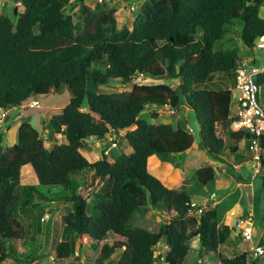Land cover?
Returning <instances> with one entry per match:
<instances>
[{
    "label": "trees",
    "instance_id": "16d2710c",
    "mask_svg": "<svg viewBox=\"0 0 264 264\" xmlns=\"http://www.w3.org/2000/svg\"><path fill=\"white\" fill-rule=\"evenodd\" d=\"M14 1L23 6L17 23L0 16V112L26 109L33 98L64 89L70 93V102L50 121L49 139L55 141L61 135L66 140L53 149L45 146L33 123L22 125L18 142L11 148L5 146L10 119L0 128V264L9 259L16 264L45 259V255L18 253L14 243L35 241L38 236L49 239L50 227L44 230L43 224L52 207L48 202L72 205L62 219L58 264H67L77 252L69 233L75 234L81 248L87 239L88 245L100 249L95 264H156L155 248L164 240L169 248L166 264H183L196 237L205 251L218 252L234 231L221 225L219 209L197 216L185 182L169 189L157 178L165 169L157 166V177L149 171L153 157L178 156L194 148L195 136L185 124H153L142 115L150 107L177 110L190 97L203 148L210 156H225L227 145L219 130L248 142L249 135L230 130L233 91L197 89V85L216 74L235 79L244 55L238 49L216 50V44L230 27L241 25L244 45L253 48L264 33L260 17L264 0H170L171 7L155 16L139 15L133 36L123 42L110 40L119 30L115 10L101 13L86 6V0ZM120 83L132 85L133 91L101 90ZM258 84L264 87V74ZM156 110L152 113L155 120L159 118ZM135 126L125 135L132 154L105 155L103 151L95 163L82 154L92 137H117ZM260 142L264 188V135ZM27 165L35 171L38 186L21 184ZM83 171H88L91 180L71 178ZM195 178L196 188L203 190L215 184L216 170L202 167ZM96 182L103 184L90 206L79 190L85 192ZM58 187L63 191L50 192ZM43 189L49 190L47 194ZM151 210H161L170 223L159 232L133 226L137 214ZM221 259L222 264H249L247 252Z\"/></svg>",
    "mask_w": 264,
    "mask_h": 264
},
{
    "label": "rangeland",
    "instance_id": "374dc122",
    "mask_svg": "<svg viewBox=\"0 0 264 264\" xmlns=\"http://www.w3.org/2000/svg\"><path fill=\"white\" fill-rule=\"evenodd\" d=\"M85 5L93 10L100 11L101 13H106L111 10H115L117 22H118V33L111 36L110 40L111 42H123L125 40H128L131 38L134 34L133 25L135 20L139 15H149V16H155L159 14L162 10L166 8L171 7L170 0H138L137 2L128 3L124 1L119 0H86ZM16 3L14 0H0V16L6 15L12 19V21L16 24L17 23V13H16ZM20 11H23V8H20ZM79 15V10H76V13L74 14V18L77 21ZM260 17L264 19V6L260 10ZM241 25L230 27L225 35V38L223 41H220L218 44H216V50H230V49H238L243 57H246V53L248 56H252L253 53H251L247 48L245 47L243 40L241 38ZM261 51H257L255 53L256 56L261 55ZM138 81H142V83H146V80H143L144 78L142 76H136ZM235 79L233 76L229 77L223 74H216V76L209 80L205 84L197 85V89H208V90H221V89H231L234 93V81ZM134 87L132 85H113L110 87H101V90L105 93H116V92H131L133 91ZM39 100L41 103V106L38 108L33 109H13L11 112L8 113V116L10 117V120L8 122H11L13 120H17L20 123H29V120L31 119L29 116H32L33 118V124L37 127V129L41 133V138L43 139L45 146L48 149H53L55 144H61L62 142H66L65 138L61 135L56 136L58 137V140L51 141L49 139L50 137V130L52 129V126L50 125L51 119L62 113L61 109L64 108L65 105L68 102H70V93L67 89H64L63 93H53L51 96L44 97L42 99H36ZM192 103L190 97H187L183 100V104L181 107L177 110H172L170 107H164L159 108L156 113H158L159 118L153 119L152 113H154V108L150 107L142 116L145 118L148 122L153 124H160L165 123L172 126H179L181 124H185L187 129L190 127L193 132H191L195 136V149H191L186 154L178 155V156H171L173 157V161H175L176 168L180 170L181 176L179 177V182H185L186 188L188 189L192 202H197L198 204H203L204 199L201 196L202 190H198L196 188V171L199 170L202 167L205 166H216L219 170V177L222 175L220 172V167L226 168V171L224 174H229L230 176L236 178L234 174L233 167H230V162H235L234 158L235 155L231 153L229 148L227 147L225 150V156L220 157L218 159H214L212 156H210L206 150H204L202 145V140L200 136L199 131V125L197 122L196 114L194 112L193 107L190 105ZM69 104V103H68ZM52 105L58 106L57 108H50L49 111H44ZM236 105L235 101L232 104V111H234ZM42 113V115H41ZM44 117V118H43ZM44 122H48L47 124ZM182 122V123H181ZM188 125V126H187ZM136 129L135 127H132L130 129L121 131L119 134H117V137L115 135H111L109 140H113L116 138V147L111 150V146L108 147L107 153H113L115 155H121L123 153H126L128 155L131 154L130 146L127 144L125 135ZM219 133L221 137L225 140L227 144L232 143V138L230 136V133H226L219 130ZM97 140L94 138L90 139L87 146L82 149L83 155L88 159L90 163L98 162L103 157V146L98 143ZM8 141L5 139V146H8ZM90 145V147H89ZM233 146V145H232ZM158 159H154L150 163V173L157 177L156 172L154 171L157 166H161V161L168 162V157L161 158L160 156H156ZM226 160H225V159ZM160 160V161H159ZM165 169L164 173L161 174V177H157L166 187L169 189L174 188L176 185L180 184L178 183V179L175 174H173L171 171ZM256 167L254 164L247 167V169L244 171L243 177L245 179V184H247V205L244 207V214L245 218H248L249 214L252 212L253 215H251V219L253 222H251L249 225L253 228L254 235H253V242L250 244V246L247 248V244L243 241L241 233L235 234L233 232L232 236L228 240V242L219 249L218 252H207L205 251L200 243V239L198 237L193 238L190 241V253L183 264H222V257L225 258H232L236 255L243 254L247 252L250 247L258 246V245H264V188H263V181L261 177L252 179L254 173H255ZM24 180L29 179V173L25 172L23 175ZM224 177V175H222ZM33 177H36L35 174H33ZM22 178V177H21ZM72 179L78 180V181H85V180H91V175L88 173V171H83L81 175H78L77 173L71 175ZM221 178V177H220ZM242 179V178H241ZM240 179V180H241ZM22 180V179H21ZM23 180V181H24ZM22 182V181H21ZM166 184H165V183ZM26 183V182H24ZM178 183V184H177ZM252 183V186H249V184ZM90 184V183H89ZM103 182L98 184V182L94 184H90L89 189L85 192H81L79 190V193L82 194L85 198H87L88 202L90 203V206L93 205V195L96 190L100 189L102 187ZM24 185V184H22ZM169 185V186H167ZM214 190L218 196V199L221 198V193L219 188L213 187V185L209 186V191L207 192V197L211 193V191ZM44 192L49 191L44 190ZM57 191H63V188L58 187L51 189L50 192H57ZM66 193H70V190L65 191ZM93 193L92 195H90ZM205 194V193H204ZM206 197V198H207ZM207 203V202H206ZM234 200L228 199L227 203L225 202L222 204L221 207L233 205ZM214 204V203H213ZM212 203L205 205L206 211L209 209L216 208L217 206H214ZM71 203H61L58 207H53V211L49 212L50 216H45V221L43 222L45 229L47 230V227H50V233L51 236L49 237L48 244H44L41 242V236H38V238L28 241H22V242H16L14 243V247H16V250L18 253H24V255H45V256H51L54 251H56L57 246L62 242L63 240V231H64V224H63V216L70 212L71 210ZM219 209V207H217ZM51 209V208H50ZM49 209V210H50ZM221 212V225H228L230 226V219L228 216V213H226L227 208L225 209H219ZM223 210V211H221ZM223 213V214H222ZM170 218L165 215L161 210L155 211L151 210L148 212H145L143 214H137L135 217V220L133 222V226L145 228L151 232H159L160 227L165 223H170ZM234 229V228H233ZM235 230V229H234ZM70 234V241H74L76 243L77 252H81V258H77V254H75L72 259L69 260L68 264H95L97 258L100 254L99 248H94L93 246L88 245V240L86 239L84 241V247H80L77 241V237L73 233ZM109 241L113 243V237L109 238ZM6 242V247L9 246ZM169 251V248L166 244V241L159 243L155 248V255L158 256L159 254L166 256ZM79 252V254H80ZM91 254V255H90ZM48 257V258H49ZM161 257V256H160ZM42 260L35 264H50V260ZM3 264H16L13 260L9 259ZM106 264H113L112 262H106ZM156 264H166L165 261H162L160 258L158 259Z\"/></svg>",
    "mask_w": 264,
    "mask_h": 264
},
{
    "label": "built area",
    "instance_id": "2783aa9c",
    "mask_svg": "<svg viewBox=\"0 0 264 264\" xmlns=\"http://www.w3.org/2000/svg\"><path fill=\"white\" fill-rule=\"evenodd\" d=\"M247 50L253 55L248 56L249 53H246V57H243L238 63L234 88L236 94L233 95V103L235 101L236 107L234 111L231 110L232 123L230 130L233 133H246L249 135V163L255 165L254 178H257L261 175L262 147L260 138L264 135V87H260L258 84V78L264 74V33L256 39L254 47L247 48ZM257 51H261L262 54L256 56ZM39 105L38 101H33L30 107ZM7 117L8 111L0 115V125L5 123ZM188 128L190 132H193L190 127ZM112 146L116 145L113 144ZM211 198L214 199L215 194H212ZM192 206L197 209L198 216L205 211L204 207H199L194 202ZM249 224V221L239 219L235 227L241 231L243 241L252 244L254 231ZM247 253L249 254V264H264V245L250 247ZM77 256H79V253H77ZM165 257L161 254L156 256L157 259L160 258L162 261H165ZM52 261L55 262V258H52Z\"/></svg>",
    "mask_w": 264,
    "mask_h": 264
},
{
    "label": "crops",
    "instance_id": "0c3cea01",
    "mask_svg": "<svg viewBox=\"0 0 264 264\" xmlns=\"http://www.w3.org/2000/svg\"><path fill=\"white\" fill-rule=\"evenodd\" d=\"M68 103L65 104V105H62V106H65L66 107L68 105ZM57 107L58 106H56V105L49 106L44 111V113L47 112V111H49L50 108H57ZM64 108H62L61 111ZM41 115H42V113H41ZM29 117L31 118L29 120V123H33L32 116H29ZM24 124L20 123L17 120L11 121V129L9 131H7V134H6V139H7L8 143H9L7 147H10L11 148V147H13V146H15L17 144L19 130L22 127V125H24ZM57 140L58 139L56 138V141ZM62 143H64V142H62ZM55 145H57V144H55ZM226 145L229 148V150L231 151V153L233 155H235V158H234V161L235 162H230V167L231 166L233 167L234 174H235L236 178L234 179V177L230 176L229 174H224L225 171H226V168H223V167H220V172H221L222 175H224V177L221 175L220 176L221 178H220L219 177V170H218V168L216 166H213L214 169L216 170V174H217V180H216L215 184H213V187H214V189L215 188H219L220 191H222V193H221L222 196H221L220 199H218V196H217V194H216V192L214 190H212L211 193H215L216 194V199L214 200V206H217L218 205L217 207H219V209H224V211L227 208L226 213H228V216H229V219H230V224H231L229 227L234 228L235 230L233 232H235V234L237 235V234L241 233V231H237L236 230V227H235V223L239 219H244L246 221H249V223L253 222V220H252L253 218L251 219V217H250L251 215H253L252 212L249 214L248 218H245L244 217L245 216V214H244V207L247 205V197H248V195H247V191L245 189V188H247V184H245V179L243 177L244 171L247 169V167H249L252 164L249 163L250 156H249V153H248V142L245 139H242V140L232 139V143L230 145L226 143ZM86 146L87 145H85V147ZM89 147H90V145H89ZM192 149H195V148H192ZM130 150H131V154H132L133 153V149L130 148ZM82 153H83V151H82ZM184 154H186V153H184ZM167 157H168V162L161 161L160 162L161 163V166H159V167H161V169L168 168L167 170H169L173 174H175L176 177H177V179H178V183H180L181 182V181L179 182V180H180L179 177L181 176L180 170L176 168V164H175V161H173V157H171V156H167ZM155 158L158 159L155 156V157H153L151 159L150 163ZM25 172H28L30 177H29L28 180H24L23 179V176H22V180H21L22 182H21V184H24L23 186H38L39 185L38 178L37 177H33V174H35V172H34L33 168L30 165H27V166H25L22 169V175ZM35 176H36V174H35ZM252 179H254V175H253ZM24 182H26V183H24ZM209 186L210 185L204 187V189L202 190L203 192L201 193V196L203 198H205V199H204V202H203L202 205L199 204L201 206L207 205L206 202L210 198L211 193L207 197V195H208L207 192L209 191ZM249 186H252V183H250ZM231 198L234 200L233 205L228 206L229 204H227V206L221 207L222 204H224L225 202L227 203V200L228 199H231ZM210 202L212 203V201H210ZM48 205H50V204H48ZM221 211H223V210H221ZM49 212H51V210H49ZM253 235H254V233H253ZM42 242L44 244H48L49 239L43 237L42 238ZM248 245L250 246V244H247V246H246L247 248L249 247ZM44 260H47V257Z\"/></svg>",
    "mask_w": 264,
    "mask_h": 264
},
{
    "label": "clouds",
    "instance_id": "9594fccd",
    "mask_svg": "<svg viewBox=\"0 0 264 264\" xmlns=\"http://www.w3.org/2000/svg\"><path fill=\"white\" fill-rule=\"evenodd\" d=\"M16 6H17V9H16V13L18 14V13H21V11H19L20 10V8H23V6H22V4L21 3H16ZM246 47V46H245ZM247 48V47H246ZM234 88H235V86H234ZM233 95H234V93H233ZM33 101H38L39 102V106H37V107H30V104L33 102ZM30 104L28 105V108L29 109H33V108H38V107H40L41 106V103H40V101L39 100H36L35 98H33L32 100H31V102H30ZM233 104V103H232ZM16 109V108H15ZM154 110H156V109H154ZM158 110V109H157ZM156 110V111H157ZM173 110V109H172ZM12 110H8V113L9 112H11ZM3 112H5V111H2V112H0V115L3 113ZM8 119H10V117L8 116L7 118H6V120H5V123H6V121L8 120ZM4 123V124H5ZM4 124L3 125H0V128L1 127H3L4 126ZM188 126V125H187ZM188 131L190 132V130H189V128H188ZM191 133V132H190ZM192 134V133H191ZM114 137H115V135H114ZM92 138H94L95 140H97L98 142H97V145H98V143H100L102 146H103V151H105L104 152V154L105 155H110L111 153H107V149H108V147L109 146H111V150L112 149H114V148H117L116 146H112L113 144H115L116 145V138H114L113 140H109L110 139V136H108V138H104V139H102V140H98L97 138H95V137H92ZM91 138V139H92ZM90 140V139H89ZM246 141H247V139H245ZM89 142V141H88ZM88 142L86 143V145L88 144ZM102 142H104L105 144H103ZM249 142V141H248ZM248 149H249V144H248ZM102 151V152H103ZM82 152V151H81ZM112 153H113V151H112ZM249 153V152H248ZM250 156V155H249ZM249 162H250V159H249ZM24 168V167H23ZM261 169H262V167H261ZM35 172V171H34ZM36 174V173H35ZM261 175H262V172H261ZM261 175L259 176V177H261ZM37 177V176H36ZM258 178V177H257ZM255 179V178H254ZM90 192V191H89ZM212 194H215V193H211V195ZM211 195H210V198H209V200L207 201V205L208 204H210L211 202L210 201H212V204L214 203V200L216 199V194H215V198L214 199H212L211 198ZM56 203V202H55ZM193 203V202H192ZM194 203H196V202H194ZM49 204V203H48ZM53 203H51L50 205H52ZM196 204H198V203H196ZM199 205V204H198ZM214 205V204H213ZM56 207H58V206H56ZM199 207H204V206H201V205H199ZM205 208V207H204ZM51 212L53 211V205H52V207H51ZM49 211V210H48ZM206 212V208H205V211H204V213ZM203 213V214H204ZM50 214V213H49ZM49 214H47V216H50ZM196 215H197V213H196ZM198 216V215H197ZM235 225H236V223H235ZM237 230V229H236ZM237 231H239V230H237ZM80 251H78V252H76V254L77 253H79ZM81 256V252H80V254H79V256L77 257V258H79ZM47 258L49 257V256H46ZM45 257V258H46ZM52 258H55V262L54 261H52ZM48 260H50V264H58V258H57V249H56V251H54L53 252V254L48 258ZM39 262V261H38ZM37 263V262H36ZM69 263V261L67 262V264Z\"/></svg>",
    "mask_w": 264,
    "mask_h": 264
},
{
    "label": "water",
    "instance_id": "95a60500",
    "mask_svg": "<svg viewBox=\"0 0 264 264\" xmlns=\"http://www.w3.org/2000/svg\"><path fill=\"white\" fill-rule=\"evenodd\" d=\"M151 84H156L155 82H151ZM49 204H51V202H48ZM61 203L63 202H56V203H53V207H56V206H59Z\"/></svg>",
    "mask_w": 264,
    "mask_h": 264
},
{
    "label": "bare ground",
    "instance_id": "6f19581e",
    "mask_svg": "<svg viewBox=\"0 0 264 264\" xmlns=\"http://www.w3.org/2000/svg\"><path fill=\"white\" fill-rule=\"evenodd\" d=\"M176 89V88H175Z\"/></svg>",
    "mask_w": 264,
    "mask_h": 264
}]
</instances>
